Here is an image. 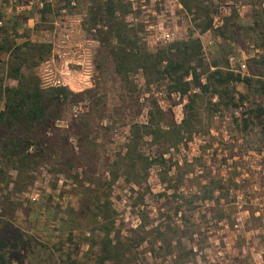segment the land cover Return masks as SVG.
I'll list each match as a JSON object with an SVG mask.
<instances>
[{
	"label": "rangeland",
	"instance_id": "rangeland-1",
	"mask_svg": "<svg viewBox=\"0 0 264 264\" xmlns=\"http://www.w3.org/2000/svg\"><path fill=\"white\" fill-rule=\"evenodd\" d=\"M129 1L122 23L147 50L197 39L201 83L211 62L224 59L221 69L250 85L228 84L226 106L212 86L182 94L165 79L147 86L139 70L125 82L114 68L115 22L103 0H0V31L26 58L22 80L71 93L41 131L42 151L31 145L21 162L0 161L4 264H264V90L255 81L264 80V0H196L189 10L180 0ZM225 23L222 38L216 30ZM7 59L0 54V88L18 84ZM194 92L199 121L164 161L145 138L146 161L133 171L116 162L129 124L145 123L151 102L179 123ZM166 169L164 183L158 173Z\"/></svg>",
	"mask_w": 264,
	"mask_h": 264
},
{
	"label": "trees",
	"instance_id": "trees-1",
	"mask_svg": "<svg viewBox=\"0 0 264 264\" xmlns=\"http://www.w3.org/2000/svg\"><path fill=\"white\" fill-rule=\"evenodd\" d=\"M103 1L104 15L115 22L114 68L125 82H128L130 73L139 70L147 86L165 79L168 82L169 90H177L182 94H185L192 87L198 88L201 93V91L212 86V93L216 94L219 98L218 101L226 106L232 104L233 99L228 95V84L238 81L243 82L246 86L250 85V78L240 77L238 74L221 69V67H226V60L224 59L220 62L218 59H214L211 62L213 69L208 70L204 76V83H201L199 70L195 65L199 58L200 47L197 39L173 41L159 45L153 51H149L144 44L139 43L135 28L125 22L124 25L122 23L123 15L125 17L132 11L131 2L125 0L121 4L122 0ZM180 2L189 10L192 3H196V0H180ZM226 23L216 30L222 38L223 31H226L224 28ZM200 27L201 30L209 28V19ZM8 36V30L0 31V54L7 55V76L17 80L18 84L0 88V128H4L5 131L3 132L4 136H1L0 161L5 159L8 163L11 160L15 163L21 162L28 156L26 150L31 145H34L35 152L42 151L39 143L41 131L50 126L52 120L57 116L58 105H60L58 100L66 99L67 95L71 93L60 86L42 91L36 83L30 85L23 81L21 67L26 58L19 51L21 45L13 46ZM188 74H190V78L186 80ZM255 81L260 84V89L263 91L264 80ZM199 92L186 95V102L183 104V117L179 123L173 121L169 110H163L155 102H151L147 108L145 123L132 121L129 124V133L124 142V150L122 154L117 155L116 162H122L124 168L127 166L133 171L136 169L137 163L146 161L147 157H143L139 148L141 143L146 141L145 138H149L155 146L156 157H158L156 160L164 161L166 159L163 157L164 153L171 148L176 149L186 138V135L190 134L197 125L199 116L193 111V104ZM223 96L226 99L221 100ZM261 111L263 110L258 109L256 112L261 113ZM112 176L114 178V174ZM158 176L162 182H169V178H166L168 177L167 169L159 172ZM100 205L104 208L103 204ZM100 205L92 206L93 210H97L95 217L98 215V210L101 211L102 206ZM108 230V227L105 226L104 249L102 248V253L105 252V254L109 244V239L106 236ZM5 246L6 243L0 242V248ZM5 261V254L0 252V264H4Z\"/></svg>",
	"mask_w": 264,
	"mask_h": 264
},
{
	"label": "built area",
	"instance_id": "built-area-1",
	"mask_svg": "<svg viewBox=\"0 0 264 264\" xmlns=\"http://www.w3.org/2000/svg\"><path fill=\"white\" fill-rule=\"evenodd\" d=\"M170 35L171 34L169 32H163L161 34V40L162 41L168 40ZM227 60H228L229 65H233V61L235 60V58H234V56L230 55V56H228ZM237 66H238L237 71H239V72L243 71V69L245 68L244 62L237 61ZM230 69L232 70V68H230ZM243 105H244L243 103L238 105V109L243 110V108H242ZM234 113L237 114V111H235Z\"/></svg>",
	"mask_w": 264,
	"mask_h": 264
}]
</instances>
